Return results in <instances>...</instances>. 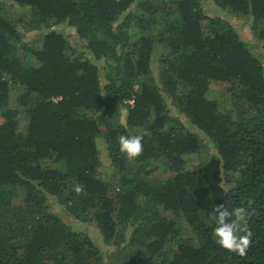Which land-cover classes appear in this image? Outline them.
I'll list each match as a JSON object with an SVG mask.
<instances>
[{
  "label": "trees",
  "instance_id": "trees-1",
  "mask_svg": "<svg viewBox=\"0 0 264 264\" xmlns=\"http://www.w3.org/2000/svg\"><path fill=\"white\" fill-rule=\"evenodd\" d=\"M204 1L264 48V0ZM202 2L0 0V264H264V68ZM25 29L35 65L16 53ZM222 203L246 209L245 256L216 243Z\"/></svg>",
  "mask_w": 264,
  "mask_h": 264
},
{
  "label": "rangeland",
  "instance_id": "rangeland-1",
  "mask_svg": "<svg viewBox=\"0 0 264 264\" xmlns=\"http://www.w3.org/2000/svg\"><path fill=\"white\" fill-rule=\"evenodd\" d=\"M202 6H203V10L205 12L206 15L209 16H220L224 19H226L227 21H229L232 26L235 28L236 32L239 34L241 40H243L246 43L249 44H253L251 46L252 48V53L258 58V60L261 62L263 68H264V48L262 47V44L259 43L256 40V37H252L251 34V30H250V22H245L243 20H238L236 19V17H232L231 15H228L225 11L220 10V8L218 7H214L211 2H207L204 1L202 2ZM10 9V7L8 8ZM10 12H12V14L14 15V17L18 18H24L25 13L23 10H20L17 7H12ZM29 17V16H28ZM25 26L23 24H21V28H24ZM61 31L64 32H72L71 29H67L64 28L63 26L59 27ZM22 32L24 33L22 39L17 43L16 45V53L18 55V57L20 59H22L26 64H31V65H35L36 62L34 60V53H35V48H36V43L31 42V38L34 34H36V32L38 31H30V29L28 31L22 30ZM73 35V34H72ZM38 39V38H37ZM158 52L155 55V59L152 63V70L154 72V74H156L157 70H158V62H157V56H158ZM224 91L222 90V87H219L217 85H213L210 90H209V97L219 100V102L224 103V101L221 99V94H223ZM225 104V103H224ZM226 105V104H225ZM228 108L231 107V105H226ZM222 109V107L220 106V110ZM171 115V114H170ZM173 117V115H171ZM3 120L0 118V123ZM26 123L27 120L23 115L19 116V130L24 131L25 127H26ZM188 126H190L188 124ZM192 128V127H189ZM99 147L104 149V144L100 143ZM210 150H204L202 149V155L199 158H193L194 156H192V158L189 161V167L190 169L196 167L197 165H199V162L201 160L206 161L208 159V154L207 152H209ZM101 159L102 161L105 163L106 160V152L104 150H102L101 153ZM106 174L107 176H109V170H106ZM16 204H20L21 200L17 199L15 201ZM49 206H50V211L55 214L58 215L62 218V220H64L66 223H68L69 225L73 226L74 229H79V224L77 222H75L73 220V218L67 213V211H65L62 207H60V205L57 204L56 200L54 198H51L48 202ZM89 229V235L91 238H95V229L91 226L88 227Z\"/></svg>",
  "mask_w": 264,
  "mask_h": 264
},
{
  "label": "clouds",
  "instance_id": "clouds-1",
  "mask_svg": "<svg viewBox=\"0 0 264 264\" xmlns=\"http://www.w3.org/2000/svg\"><path fill=\"white\" fill-rule=\"evenodd\" d=\"M142 135H121L120 151L129 158L139 156L143 151ZM80 192L79 185L75 189ZM214 218V235L216 243L228 252L245 256L251 243L252 232L244 225L246 209L244 207L229 208L225 204H217L211 210Z\"/></svg>",
  "mask_w": 264,
  "mask_h": 264
}]
</instances>
